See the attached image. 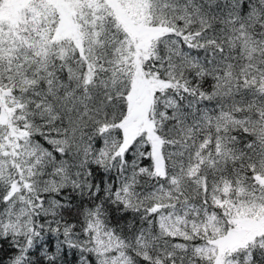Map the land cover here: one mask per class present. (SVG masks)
<instances>
[{
	"label": "snow or ice",
	"instance_id": "6c2138e0",
	"mask_svg": "<svg viewBox=\"0 0 264 264\" xmlns=\"http://www.w3.org/2000/svg\"><path fill=\"white\" fill-rule=\"evenodd\" d=\"M0 264H264V0H0Z\"/></svg>",
	"mask_w": 264,
	"mask_h": 264
}]
</instances>
